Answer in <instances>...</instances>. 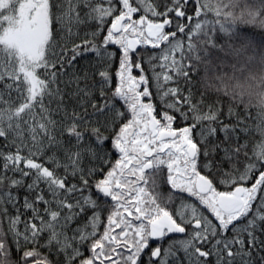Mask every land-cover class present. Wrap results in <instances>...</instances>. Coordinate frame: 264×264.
<instances>
[{
	"label": "snow or ice",
	"instance_id": "obj_1",
	"mask_svg": "<svg viewBox=\"0 0 264 264\" xmlns=\"http://www.w3.org/2000/svg\"><path fill=\"white\" fill-rule=\"evenodd\" d=\"M0 264H264V0H0Z\"/></svg>",
	"mask_w": 264,
	"mask_h": 264
}]
</instances>
